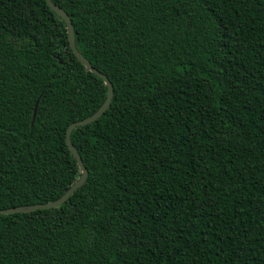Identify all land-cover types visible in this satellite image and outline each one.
I'll return each mask as SVG.
<instances>
[{"label":"trees","instance_id":"16d2710c","mask_svg":"<svg viewBox=\"0 0 264 264\" xmlns=\"http://www.w3.org/2000/svg\"><path fill=\"white\" fill-rule=\"evenodd\" d=\"M51 1L113 96L0 264H264V0ZM106 96L45 0H0V209L79 179L66 130Z\"/></svg>","mask_w":264,"mask_h":264},{"label":"water","instance_id":"95a60500","mask_svg":"<svg viewBox=\"0 0 264 264\" xmlns=\"http://www.w3.org/2000/svg\"><path fill=\"white\" fill-rule=\"evenodd\" d=\"M45 1L47 3L48 7L52 11L56 12L65 21L66 27H67V38H68L69 46H70L72 53L77 58V60L84 65V67L88 71L96 74L98 77H100L104 81V84L107 87V96H106L103 104L99 107V109L95 113H93L91 116H89L85 119H82L80 121H76V122L72 123L71 125H69V127L66 130L65 142H66L68 148L70 149L71 153L73 154V156L77 162V165L81 171V175H80L79 179L58 200H56L54 202L46 203V204L29 205V206H17V207H12V208H8V209H0V215H11V214H17V213H30V212H34L37 210L56 208V207L62 205L64 202H66L75 191H77L80 187H82L84 185V183L87 179V175H88L87 170L84 167L77 150L75 149V147L70 142V134L74 128L79 127V126L88 125V124L94 122L95 120H97L107 110V108L111 102L112 96H113V87H112V84L110 83V81L108 80V78L105 75H103L102 73L98 72L95 68H93L91 66V64L89 63V61L85 57H83L79 53V51L76 49L75 42H74L73 26L71 24V21H70L68 15L61 8L56 6L51 0H45ZM35 112H36V108L34 109L33 120L35 117Z\"/></svg>","mask_w":264,"mask_h":264}]
</instances>
